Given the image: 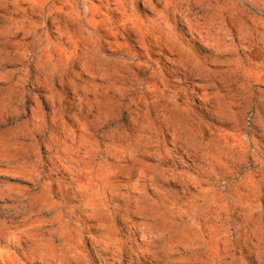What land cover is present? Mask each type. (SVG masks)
<instances>
[{
	"label": "rangeland",
	"instance_id": "rangeland-1",
	"mask_svg": "<svg viewBox=\"0 0 264 264\" xmlns=\"http://www.w3.org/2000/svg\"><path fill=\"white\" fill-rule=\"evenodd\" d=\"M0 264H264V0H0Z\"/></svg>",
	"mask_w": 264,
	"mask_h": 264
}]
</instances>
